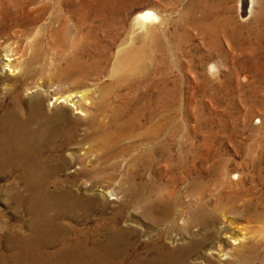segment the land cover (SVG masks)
Returning <instances> with one entry per match:
<instances>
[{
    "label": "bare ground",
    "instance_id": "obj_1",
    "mask_svg": "<svg viewBox=\"0 0 264 264\" xmlns=\"http://www.w3.org/2000/svg\"><path fill=\"white\" fill-rule=\"evenodd\" d=\"M15 1L21 7L35 2ZM238 2L242 15L257 7L248 28L264 36V0ZM45 9L42 3L38 11ZM219 10H189L180 27L200 35L209 51L219 49L222 34L242 49L239 26ZM29 19L0 20V33L9 31L0 49V171L19 169L11 191L16 206L28 215L26 232L8 230L0 240V264H123L130 256L124 239L136 231L147 240L140 247L141 239H136L129 264H177L203 246L218 215L230 222L242 215L251 201L248 190L234 180L237 173L223 156L180 145L174 160L164 139L170 121L165 113L168 84L176 67L164 63L172 56L179 60L185 45L183 37L174 41V29L159 31L151 24L162 25L165 19L144 9L124 27L125 33L120 32L123 25L99 20L104 23L101 36L93 29L96 20H59L56 14L49 20ZM205 57L212 59V53ZM192 61L185 65L193 88L224 82L215 76V61L206 70ZM261 64L264 68V60ZM156 152L162 158L165 154L166 172L163 185L150 192V186L145 188L148 176L138 167H150ZM250 159L254 164L260 160ZM128 162L133 169L119 175ZM59 172L63 178L52 184ZM120 180L132 184L129 205L142 206L146 234L132 224L141 218L133 210L109 211L100 199L113 194L109 183ZM187 182L191 186L184 193ZM93 206L98 211L91 226L59 221H87ZM194 227L202 230L201 238L194 236ZM178 240L183 244L172 243Z\"/></svg>",
    "mask_w": 264,
    "mask_h": 264
},
{
    "label": "rangeland",
    "instance_id": "obj_2",
    "mask_svg": "<svg viewBox=\"0 0 264 264\" xmlns=\"http://www.w3.org/2000/svg\"><path fill=\"white\" fill-rule=\"evenodd\" d=\"M83 1L35 0L32 3L28 1L27 5L21 7L16 4L15 0H0V20H30L29 18H32L31 20H49L52 14H56L59 20H96L95 24L93 23V29L101 36L104 23L99 20H108L106 23L108 26L121 24L123 28L120 32L124 31L125 33L124 27L129 26L136 14L144 9L154 11L160 20L165 19L162 25L159 21L151 24L158 25L159 31L165 28L167 31L174 29V41L185 38L184 49L179 52V60L172 56L168 57L164 63L165 68L171 64V61L176 65L170 72L171 81L169 80L168 84L170 94L165 112L170 121L167 125L168 133L165 134L164 139L172 153L171 156L174 157V160L176 159L180 145L182 148L184 147L183 149L190 148L198 150V152L206 148L214 150L229 162L231 171L237 173L234 180L239 181L241 186L246 191L248 190L247 197L251 200L242 215L235 218L233 222L228 221L231 219L230 217L218 215L214 222L215 226L213 225L214 228L208 229L209 238L203 246L177 264H264V196H259L264 192V74L262 75L264 68L261 64L264 60V36L251 33L248 28L251 22L256 20L254 17L257 7L254 5V10L251 13L242 15L238 0H86V5L82 4ZM42 3L46 4L47 10L40 12L38 10ZM215 6L220 8V14L229 15L232 22L239 26L240 35H238L237 41L242 45V49H239L222 34L219 49L209 51L205 40L200 35H195L196 32L187 26L185 29L180 27L179 21L183 20L189 10L195 14H201ZM186 29L187 34L185 33ZM2 31L0 33V49L5 41L3 35L9 33L7 29ZM249 46L250 48H248ZM210 53H212V59H207L205 56ZM196 58L200 59L197 61L198 66L204 70H206L209 61H215L218 69L215 76L224 82L215 81L212 88L201 90L197 86L193 88L194 83L189 81V76L187 78L185 64L187 61L191 62V59L193 63H197ZM244 67L245 69H243ZM207 75L210 78L213 77L209 72ZM179 77L183 79L182 83L173 84L172 80ZM75 98L76 94H74ZM6 100H9L8 97ZM172 130H175L173 135L169 133ZM164 157L165 154L162 158L160 153L156 152L153 156L155 159L153 160L156 162H150L148 168L138 167L139 171L146 172L145 174L148 176L145 188L150 186V192L151 189L163 185L166 172ZM256 157L258 160L260 159L258 164L252 163L250 159ZM190 161L191 159L186 157L185 162L189 163ZM132 169V164L124 163L120 167L119 173L113 172V174L118 173L124 176ZM259 175L263 177H259ZM61 178H63L62 172L55 174L52 184L57 183ZM18 180L19 169L14 171L1 169L0 226H2L0 227V240L2 243L8 230L26 232L28 228V215L22 210V207L16 206L17 203L11 191V182ZM183 185L185 193L191 183L187 182ZM12 186L17 187L16 185ZM109 186L110 191L113 190V194L107 192L105 196L100 197L103 204L107 205L109 211L118 207L122 210H133L135 217L139 216L142 219L140 218L138 223L132 222V224L141 228L142 234H146L147 220L141 216L142 206L137 204L132 209L129 205L132 184L120 180L109 183ZM111 197L116 198L111 199ZM194 202V200L190 201V203ZM96 206L89 207L87 221L83 219L74 221L70 218H62L59 221L73 224L76 227H81L83 224L91 226L97 217ZM128 226L131 225L128 224ZM218 226L221 228H217ZM193 229L194 236L201 238L202 230L196 227ZM222 230H227L225 232L227 235L224 233V237L221 236ZM136 239H141L140 247L147 240L146 236L141 235L139 231L129 234L124 239V243L130 256L125 255L122 259L123 264H129L132 246ZM181 242L183 241L178 240L176 243H172L182 245ZM141 250L139 249V252ZM194 256L197 258L194 259Z\"/></svg>",
    "mask_w": 264,
    "mask_h": 264
}]
</instances>
